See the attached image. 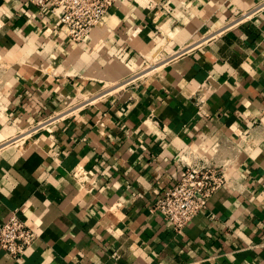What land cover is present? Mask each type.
<instances>
[{
    "label": "crops",
    "instance_id": "crops-1",
    "mask_svg": "<svg viewBox=\"0 0 264 264\" xmlns=\"http://www.w3.org/2000/svg\"><path fill=\"white\" fill-rule=\"evenodd\" d=\"M0 66V224L38 235L0 264H264V0H116L81 42L0 0ZM203 157L179 233L153 208Z\"/></svg>",
    "mask_w": 264,
    "mask_h": 264
},
{
    "label": "built area",
    "instance_id": "built-area-1",
    "mask_svg": "<svg viewBox=\"0 0 264 264\" xmlns=\"http://www.w3.org/2000/svg\"><path fill=\"white\" fill-rule=\"evenodd\" d=\"M116 0H30L40 11L49 7L59 24L74 41H92L97 27ZM4 68L0 66V75ZM1 85V80H0ZM5 111L0 95V114ZM223 169L209 159L183 167L180 179L167 187L154 210L177 232H183L194 217L207 207L212 196L226 184ZM38 235L27 220L14 212L0 224V247L16 260L23 259Z\"/></svg>",
    "mask_w": 264,
    "mask_h": 264
},
{
    "label": "rangeland",
    "instance_id": "rangeland-1",
    "mask_svg": "<svg viewBox=\"0 0 264 264\" xmlns=\"http://www.w3.org/2000/svg\"><path fill=\"white\" fill-rule=\"evenodd\" d=\"M153 62H155V61H153ZM0 95H1V92H0Z\"/></svg>",
    "mask_w": 264,
    "mask_h": 264
}]
</instances>
